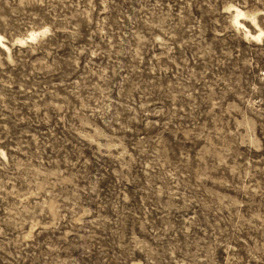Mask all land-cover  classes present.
<instances>
[{
    "label": "rangeland",
    "instance_id": "obj_1",
    "mask_svg": "<svg viewBox=\"0 0 264 264\" xmlns=\"http://www.w3.org/2000/svg\"><path fill=\"white\" fill-rule=\"evenodd\" d=\"M0 36V264H264V0H0Z\"/></svg>",
    "mask_w": 264,
    "mask_h": 264
},
{
    "label": "bare ground",
    "instance_id": "obj_2",
    "mask_svg": "<svg viewBox=\"0 0 264 264\" xmlns=\"http://www.w3.org/2000/svg\"><path fill=\"white\" fill-rule=\"evenodd\" d=\"M241 15H244L243 11H242L241 9H239V8H236V10H235V16H234V21H235V23H237L238 25H241V24H242V22H241L240 19H239V17H240ZM247 33H251V32L248 31ZM261 33H262V32H260V33L258 34L257 38H260V37H261ZM31 37H32V36H31ZM32 38H33V37H32ZM0 46H1V47H5V46H6V44L4 43V40H3L2 36H0Z\"/></svg>",
    "mask_w": 264,
    "mask_h": 264
}]
</instances>
